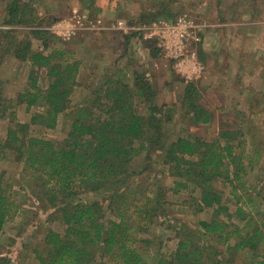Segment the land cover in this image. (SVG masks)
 I'll list each match as a JSON object with an SVG mask.
<instances>
[{
	"label": "trees",
	"instance_id": "trees-1",
	"mask_svg": "<svg viewBox=\"0 0 264 264\" xmlns=\"http://www.w3.org/2000/svg\"><path fill=\"white\" fill-rule=\"evenodd\" d=\"M16 2L10 4L6 23H13L18 14V21H23L27 3L20 8ZM152 13L170 17L166 10ZM36 33L42 49L29 42L15 49L16 57L28 61L30 68L25 86L0 107L2 117L5 110L10 115L0 149L22 164L27 179L21 183L32 190L40 208L50 210L46 219L59 222L58 228L43 232L40 249L33 250L37 263L264 264V212L245 211L242 204L232 210L229 204L231 198L236 203L252 201L243 179L241 123L221 128L209 140L191 134L166 137L164 124L171 119V107L163 110L154 101L155 89L143 72L132 74L127 82L109 78L91 90L93 98L74 105L71 97L79 62L64 48L48 50L49 33ZM196 90L193 82L185 85L182 105L187 120L209 123L212 113L199 102ZM137 99L145 104L144 110ZM22 103L29 112L25 122L16 119L13 108ZM60 116L68 123L64 139L29 134L30 127L55 128ZM142 152L147 160L153 152L160 157L174 177L176 190L171 191L189 192L193 211L212 209L207 219H198L194 226L175 222V249L153 263L143 255L142 244L149 240L140 233L153 215L167 213V194L161 186L149 193L145 183L133 179L148 168V164L131 165ZM218 184L228 185L229 192L225 194ZM9 187L0 177V234L20 206ZM90 192L106 202L112 218L99 216L98 199L76 197Z\"/></svg>",
	"mask_w": 264,
	"mask_h": 264
},
{
	"label": "rangeland",
	"instance_id": "rangeland-1",
	"mask_svg": "<svg viewBox=\"0 0 264 264\" xmlns=\"http://www.w3.org/2000/svg\"><path fill=\"white\" fill-rule=\"evenodd\" d=\"M12 1L0 0V107L27 82L29 62L16 57V47L29 42L42 49L36 32L46 31L51 34L46 36L48 50L64 48L66 55L79 62L80 73L71 97L74 105L93 98L91 90L109 78L127 82L132 74L143 72L155 89L154 101L163 110L171 107V119L164 124L166 137L191 134L209 140L221 128L240 122L245 140L243 179L252 201L236 203L231 198L230 208L242 204L245 211L264 212V0H94L93 4L90 0H16L20 8L27 3L23 21H18V14L13 23H6ZM159 9L170 17L152 13ZM182 33L185 49L196 55V67L190 75L191 69L180 71L176 66L180 60L177 51L166 47L171 44L173 49ZM189 81L197 88L199 102L212 113L209 123L187 120L182 98ZM136 103L144 110L141 99ZM24 107V103L13 107L21 122L29 119ZM5 112V117L0 115V144L10 123L9 111ZM66 120L60 116L53 129L30 127L29 134L60 141L66 137ZM143 153L131 165L148 164V168L133 179L145 183L149 193L161 186L167 194V213L153 215L140 233L142 239L149 240L142 244L143 255L153 263L175 249V222L194 226L198 219H207L212 209L193 211L189 192L171 191L176 188L174 177L160 157L153 152L147 160ZM21 169L22 164L1 148L0 177L10 185L12 199L20 205L0 234L1 264H38L33 250L40 249L43 232L59 227L57 220L46 219L50 210L40 208L32 190L21 183L22 178L27 179ZM219 187L225 194L230 190L226 184ZM76 197L98 199L99 216L112 218L106 202L95 192Z\"/></svg>",
	"mask_w": 264,
	"mask_h": 264
},
{
	"label": "built area",
	"instance_id": "built-area-1",
	"mask_svg": "<svg viewBox=\"0 0 264 264\" xmlns=\"http://www.w3.org/2000/svg\"><path fill=\"white\" fill-rule=\"evenodd\" d=\"M181 21V20H178V22ZM180 23V22H179ZM177 28V27H175ZM151 35V34H150ZM183 37H185L183 35V33L180 35V38L182 39H177L175 41V47H173L172 49V46L171 44L170 45H167L166 47L168 49L171 50H175L177 51V55L179 56L180 60L176 63V66H178L179 70H183V69H191L188 71L189 75L190 73H192L194 70H195V67H196V55H195V51H192V52H188L185 48H187L183 42ZM183 49L186 51H183ZM188 52V53H187ZM191 71V72H190ZM183 72V71H182ZM185 72V71H184ZM187 73V75H188Z\"/></svg>",
	"mask_w": 264,
	"mask_h": 264
}]
</instances>
